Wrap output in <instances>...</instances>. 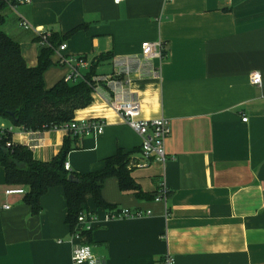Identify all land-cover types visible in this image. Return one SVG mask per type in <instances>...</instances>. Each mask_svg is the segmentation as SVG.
Masks as SVG:
<instances>
[{"label": "crops", "instance_id": "1", "mask_svg": "<svg viewBox=\"0 0 264 264\" xmlns=\"http://www.w3.org/2000/svg\"><path fill=\"white\" fill-rule=\"evenodd\" d=\"M17 12L67 45L54 49L47 90L70 72L61 58H84L86 76L98 58L110 56L94 78L113 83H100L92 104L75 113L78 121L104 119V132L81 138L66 164L88 174L118 151L132 153L131 175L146 198L107 179L102 197L113 209L97 207L89 195L99 222L73 239L64 190L50 189L34 215L24 195H6L0 165V264H75L72 251L81 244L92 246L99 264H155L166 254L176 264H264V0H31ZM4 15L3 31L20 44L27 66L37 67V34L19 26L11 7ZM144 42H162V58L145 62ZM255 71L260 86L251 83ZM108 95L135 97L142 118L170 121L164 165L145 161L141 136L107 105ZM66 136L16 128L12 139L49 162ZM163 186L166 203L155 199ZM122 209L151 214L105 222L107 212Z\"/></svg>", "mask_w": 264, "mask_h": 264}, {"label": "trees", "instance_id": "2", "mask_svg": "<svg viewBox=\"0 0 264 264\" xmlns=\"http://www.w3.org/2000/svg\"><path fill=\"white\" fill-rule=\"evenodd\" d=\"M9 3L0 0V120L22 128L27 132H45L61 129L75 120L78 110L89 107L93 102L94 76L96 69L110 56L98 58L85 76V81L69 83L59 81L47 90L45 72L52 67L54 49L62 40L50 37V48H41L37 67L29 68L23 58L21 46L3 31L5 10ZM82 27L73 29L74 35ZM11 133H0V165L5 170L6 183L10 187H23L24 204L32 214L41 211L40 200L52 188L64 190L67 203L66 223L71 231L78 223V217L89 212L87 197L91 195L97 207L113 209L102 197L104 183L117 178L122 192H133L138 198H146L132 178V153L118 151L107 158L102 170L78 174L66 169L68 155L80 149V139L68 133L57 156L49 162L34 158L32 151L24 145L13 142ZM13 142L11 146L8 143Z\"/></svg>", "mask_w": 264, "mask_h": 264}, {"label": "built area", "instance_id": "3", "mask_svg": "<svg viewBox=\"0 0 264 264\" xmlns=\"http://www.w3.org/2000/svg\"><path fill=\"white\" fill-rule=\"evenodd\" d=\"M9 3L15 13L19 17V26L27 31H34L39 39V45L41 48H50L51 44L49 39L51 35L47 32H43L39 29L34 28L28 21H26L21 15L18 14L17 8L20 5H28L31 0H6ZM116 4H119L126 0H114ZM67 45L63 44L60 46L61 51H65ZM164 47L162 42H144L141 47V58L145 62H152L155 58H162ZM59 65L69 66L70 72L65 76V80L69 83H77L80 81H85V75L82 74L80 68L86 66V60L84 58H61L58 62ZM95 82L94 93L98 91L99 84L102 82L111 84L113 83L111 77H95L93 78ZM251 83L254 86H260L262 84V76L260 72H252ZM113 86V85H112ZM107 105L115 111L120 118L135 132H137L141 138L142 143L140 147L141 154L145 161L150 159H155L161 164H165L167 161L165 144L166 140L171 135V124L170 121L164 117H160L153 120H146L142 118V108L141 104L135 97L128 99H116L115 97L108 95ZM248 118L243 117V122H247ZM106 122L102 118L94 120H74L70 124L65 125L61 129L65 132L71 133L73 136L79 139L94 135L100 136L103 134ZM16 130L11 124L0 120V133H11L13 134ZM21 131L26 133H37V132H27L20 128ZM13 142L7 144L11 146ZM29 148V147H28ZM35 149V146H31ZM148 163L138 164V167H146ZM66 169L69 170V166L66 164ZM168 189L163 186L160 192L155 197L158 202H165L168 198ZM6 195H25V189L23 187H10L6 191ZM5 209H10V206H5ZM145 214H151V212L134 211L131 212L129 209L122 210H112L107 212L104 216L105 222H110L119 219H128L133 217H142ZM99 222V218L96 214L92 212H84L79 215L78 223L74 230H72V238L79 239L87 237L91 233ZM72 261L75 264H99L98 257L94 254L92 246L89 244H81L74 247L72 251ZM155 264H176V260L169 254L163 256Z\"/></svg>", "mask_w": 264, "mask_h": 264}]
</instances>
